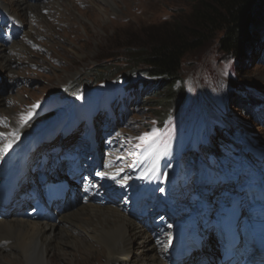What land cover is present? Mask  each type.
Segmentation results:
<instances>
[{
  "label": "rangeland",
  "instance_id": "1",
  "mask_svg": "<svg viewBox=\"0 0 264 264\" xmlns=\"http://www.w3.org/2000/svg\"><path fill=\"white\" fill-rule=\"evenodd\" d=\"M9 1L0 0V6ZM26 1L29 6L37 5L36 10L48 7V14L57 10L60 15L46 16L45 26L31 12L21 14L18 38L7 44L0 42L7 48L5 54L0 53V143L9 141L8 134L17 123H29L36 118V110L47 102H60V105L46 113L42 111V117L59 118L62 114L59 126L69 123L74 109L81 111L76 102L94 92L90 99L99 94L108 104L107 113H99L97 127L113 139L109 163H120L122 171L130 178L139 176L135 180L139 185L156 181L151 174L160 162L162 177L169 170L173 171L174 184L180 194L184 187L181 175L190 172V167L182 160L192 153L193 145L196 146L193 155L212 154L207 166L218 183L217 188H224L225 166L231 165L233 160L228 178L235 174L234 165H239L242 171L246 165L257 167L246 161L248 158L241 157L249 154L255 158L250 152L252 149H247L251 145L264 148V113L249 114L248 108L235 102L249 92L264 97V60L260 59H264V0H256L251 7L253 14L263 16V22L251 33L245 59L219 49L217 38L221 32L215 37L209 35L201 45L185 54L180 71L185 97L179 108L162 122L158 120L161 108L152 105V97H146L148 85L140 101L134 98L123 106L120 100L114 106L115 97L124 92L123 76L131 67L130 53L149 47L160 37H169L175 30L190 27L197 0H86L82 7L71 0H50L49 4H43L46 0ZM17 45H23L24 51L20 52ZM101 66L109 67L111 72L104 76L96 74L95 70H101ZM137 70L132 78L150 80ZM47 123L36 134L42 135ZM145 134L151 139H139ZM146 146L170 151L165 155L148 150L142 156L138 150ZM186 148L189 150L182 153ZM225 153L237 158L227 159L223 164L221 155ZM199 184L202 186L201 181ZM197 185L187 187L195 189ZM53 258L57 264L59 255ZM104 260L99 254L92 262ZM58 263L67 264L66 261Z\"/></svg>",
  "mask_w": 264,
  "mask_h": 264
},
{
  "label": "bare ground",
  "instance_id": "2",
  "mask_svg": "<svg viewBox=\"0 0 264 264\" xmlns=\"http://www.w3.org/2000/svg\"><path fill=\"white\" fill-rule=\"evenodd\" d=\"M48 1L50 0L44 1L43 4H49ZM71 1L79 7L84 6L86 2V0ZM28 4L30 3L26 0H10L8 3L1 4L0 12L8 18H14L18 25H21V14L27 12L34 14L36 19L42 20L45 26L48 22H46V16L52 18L56 17L55 14L60 15L57 10H54L53 14H48L50 12L48 7L36 10L37 5L29 6ZM38 5L42 6L41 3ZM61 7L63 10L66 8L63 4ZM19 47L20 52L24 51L23 45ZM6 51L7 48L0 44V53L5 54ZM93 95H95L94 92L75 101L81 111L85 109L89 97ZM36 111V118H32L29 123H17L14 131L8 134L9 141L0 143V170L3 164L15 166L22 149L27 144L33 146L34 141L37 142L40 136L36 133L42 120L48 121L47 124L58 120L55 115L45 118V116L42 117L43 113L40 109ZM33 134L37 136L34 137ZM7 145L10 146L6 147ZM247 149H252L250 152L255 155V158L244 155L241 158H248L246 161L257 164V167L252 164L246 165L242 171L239 165L232 166L235 174L229 176L231 187L236 181L242 182L249 176L264 172L262 164L264 148L251 145ZM8 160L10 162H7ZM103 171L111 173L109 169L104 168ZM170 184V181L164 182L163 189L156 191L161 197L167 199L169 204H174L172 196L169 195ZM63 205L50 220H31V218L16 216L0 217V264H54L56 259L53 256L55 255H59L57 264L64 261L67 264H164L162 253L165 247H161V243L154 241L148 231L137 225L128 213H122L121 205L90 201L82 203L76 195L73 202L65 201ZM165 215L162 216V221L168 220L173 213L169 217ZM99 254L105 260L98 261L99 263L92 262Z\"/></svg>",
  "mask_w": 264,
  "mask_h": 264
},
{
  "label": "trees",
  "instance_id": "3",
  "mask_svg": "<svg viewBox=\"0 0 264 264\" xmlns=\"http://www.w3.org/2000/svg\"><path fill=\"white\" fill-rule=\"evenodd\" d=\"M255 1L197 0L192 13L193 23L190 27L175 30L169 37H160L149 47L130 53L128 59L131 67L123 76L126 85L132 89L138 84L143 88L146 85L150 87L146 97H152L154 99L152 105L161 108L158 111V120L162 122L168 114L179 108L185 97L186 90L180 76L185 54L201 45L209 35L215 37L218 32H221L220 37L217 38L219 49L245 59L250 46L251 33L263 22V16L257 12L253 14L251 10ZM249 23H253V27L248 30ZM248 37L249 40H247ZM101 67V70H95L96 74L103 75L111 72L109 67ZM135 70L142 72L150 80L132 78ZM101 79L104 80L106 77ZM257 98L260 99L249 92L235 103L242 104L243 108H248L246 110L249 114H254L259 104Z\"/></svg>",
  "mask_w": 264,
  "mask_h": 264
},
{
  "label": "snow or ice",
  "instance_id": "4",
  "mask_svg": "<svg viewBox=\"0 0 264 264\" xmlns=\"http://www.w3.org/2000/svg\"><path fill=\"white\" fill-rule=\"evenodd\" d=\"M33 107H35V105H33ZM30 115L31 114L29 113V116ZM139 139H141L142 141H147V140L151 139V136L149 134H145L144 136L139 137ZM8 146H10V145H7L6 147H8Z\"/></svg>",
  "mask_w": 264,
  "mask_h": 264
},
{
  "label": "water",
  "instance_id": "5",
  "mask_svg": "<svg viewBox=\"0 0 264 264\" xmlns=\"http://www.w3.org/2000/svg\"><path fill=\"white\" fill-rule=\"evenodd\" d=\"M253 27V23H249L248 24V30L251 29ZM247 40H249V37L247 38Z\"/></svg>",
  "mask_w": 264,
  "mask_h": 264
}]
</instances>
